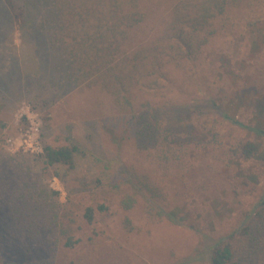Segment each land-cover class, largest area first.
<instances>
[{
	"label": "rangeland",
	"instance_id": "rangeland-1",
	"mask_svg": "<svg viewBox=\"0 0 264 264\" xmlns=\"http://www.w3.org/2000/svg\"><path fill=\"white\" fill-rule=\"evenodd\" d=\"M40 22L24 0H0V157L18 159L53 193L79 243L64 249L27 239L0 207V264H205L195 259L203 243L242 230L264 196V0L220 21L194 59L166 61L167 94L131 88L125 107L98 85H72ZM143 113L172 136L168 152L178 156L165 170L153 160L158 145L139 138ZM246 139L261 143L259 159L229 152ZM69 142L78 148L74 170L47 166L44 144ZM146 179L161 194L154 204L162 213L138 192ZM126 196L135 199L130 210L121 208ZM176 208L180 220L169 218ZM262 225L250 235L264 241ZM254 264H264V253Z\"/></svg>",
	"mask_w": 264,
	"mask_h": 264
},
{
	"label": "trees",
	"instance_id": "trees-1",
	"mask_svg": "<svg viewBox=\"0 0 264 264\" xmlns=\"http://www.w3.org/2000/svg\"><path fill=\"white\" fill-rule=\"evenodd\" d=\"M24 1L31 6L33 14L41 15L38 28L46 33L50 48L58 55L59 67L65 71L69 82L98 85L114 96L118 106L125 107L131 105L127 98L131 88L139 87L153 96L167 94L171 80L164 69L166 61L181 65L194 59L213 39L220 21H226L244 5L258 0ZM138 124L139 138L151 146L158 145L160 154L157 152V159L153 160L165 170L173 162L170 157L178 156V152H168L171 135L161 131L159 122L154 118L151 122L145 113L138 116ZM261 147L257 140L246 139L231 146L229 152L234 157L259 159ZM77 151L72 142L64 146L45 143V164L73 171V157ZM138 190L146 197L151 210L158 207L163 212L164 207L154 204L161 194L148 186L147 179ZM52 197L53 193L39 186L34 175L23 170L18 159L0 157V207L9 216L14 233L52 247L73 249L79 240L71 235L70 226L64 224ZM134 203V196H126L121 208L130 210ZM96 209L103 212L107 207L99 204ZM94 214L93 207L85 208L86 223L93 222ZM172 214L183 215L184 212L181 208L173 210L169 218L176 219ZM263 223L264 196L246 215L242 230L203 243L195 259L205 264H254L260 253H264V241L250 232L255 225L263 227ZM237 234L242 239L236 241ZM249 238L253 245L248 246ZM245 240L247 243L243 244ZM4 244L0 238L2 253L6 252ZM0 257L6 262L4 256Z\"/></svg>",
	"mask_w": 264,
	"mask_h": 264
}]
</instances>
